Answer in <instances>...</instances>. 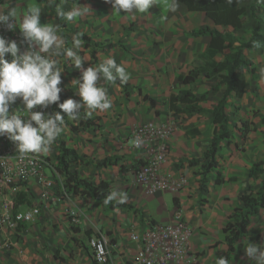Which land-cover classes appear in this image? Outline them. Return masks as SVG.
Wrapping results in <instances>:
<instances>
[{"label":"crops","instance_id":"crops-1","mask_svg":"<svg viewBox=\"0 0 264 264\" xmlns=\"http://www.w3.org/2000/svg\"><path fill=\"white\" fill-rule=\"evenodd\" d=\"M252 1L240 0V5L245 6L247 12L243 16L242 29L235 30L216 25L205 12L188 10L179 1L176 12L168 10L165 6L167 0H161L160 7L146 13L130 14L113 13L111 4L106 0L62 1L59 5L65 11L75 6L83 12L76 20L66 21L52 11L49 0H0V13L7 12L10 7L16 8L18 25L32 5L41 7V23L60 25V35L63 30L61 22H64L68 39L61 36L67 48L73 46L72 38L77 35L76 32L85 33L95 41L115 43L110 48H96L98 62L114 58L118 64L125 66L132 87L125 90L119 84L105 83L111 107L103 112H94L91 118H86L85 111L81 109L78 122L68 118L64 131L47 155L57 165L59 143L64 140L89 160L88 163L80 160L73 162L72 171L96 184L107 182L111 193H118L117 200L126 196L123 202L133 204L143 213L141 218L139 212L128 208L109 209L102 201L73 192L69 197L56 199L50 204L47 197H41V186L32 182L31 190L38 201L44 202L42 213L36 221L23 226L19 241L13 248H0V264H93L88 239L98 232L108 234L113 242L111 264H135L133 257L138 246L131 239V233L143 232L149 220L169 223L177 210L184 212L193 228L189 249L196 260L192 264H215L217 257H226L223 227L228 215L238 205L233 200L249 187L258 189L259 181L249 176V168L254 162L264 159V127L254 128L251 124L247 136L243 137L239 128L241 120L245 119L244 114L239 112L238 119L234 120L230 112L239 108V104L242 105L240 111L244 112L253 105L264 103V74L260 71L264 68V45L243 49L244 56L257 68L255 76L258 84L253 88L255 91H250L252 75L243 69L249 73L247 76L244 74L248 81L247 91L243 97H228L232 137L229 142H221L219 165L209 174L208 190L204 193L198 183L200 166L187 163L177 166V162L182 158L200 157L209 147L215 130L211 113L188 115L175 112L170 106V96L191 87L180 81L179 75L188 74L195 58L205 53L210 45L209 35L194 36L189 32L209 26L248 39L257 24V19L250 13ZM260 10L259 14L264 18V0H261ZM82 42L78 54L86 61L84 67L97 66L92 56L93 46ZM229 52L230 48L225 46L223 52L216 55V60H223ZM58 59L64 70L60 85L65 93L63 101L68 98L80 100L78 85L72 84V81L81 78V71L65 57ZM243 70L240 71L241 76ZM217 80V77L201 74L196 81L194 93H206V99L200 102L205 108L213 107L222 97L223 85L217 91L212 90ZM251 92L255 93L256 100L251 99ZM145 96L154 98L156 103L152 104ZM82 119L91 124L85 127L79 125ZM167 120L176 121L177 129L170 138L166 166L177 175H186L188 183L177 192L162 190L148 194L134 180L144 150L132 146L131 136H128L136 125ZM194 130L199 133L195 134ZM111 155L124 156V160L109 166L96 165ZM218 172L224 180L220 184L215 183ZM52 194L50 189L49 195ZM70 209L80 215L78 224L71 222L68 216ZM260 213L252 217L250 232L254 217Z\"/></svg>","mask_w":264,"mask_h":264},{"label":"clouds","instance_id":"clouds-1","mask_svg":"<svg viewBox=\"0 0 264 264\" xmlns=\"http://www.w3.org/2000/svg\"><path fill=\"white\" fill-rule=\"evenodd\" d=\"M55 0H49L54 3ZM113 13L130 14L146 13L154 7L161 6V0H106ZM233 0H228L231 4ZM169 11L178 10V0H167L165 5ZM56 15L66 21H74L83 15L78 7L65 11L56 5ZM0 27L13 31L17 28V10L10 7L7 12L0 13ZM19 30L28 50L21 51L15 40L0 35V137L7 136L16 146L23 158L26 154L47 155L64 131L65 116L72 121H79L81 109L85 117L91 118L94 112H103L111 107V99L107 94L105 83H127L130 74L125 66L118 64L114 58H106L98 66L84 67L85 59L79 55L82 39L73 36L71 48L65 47V41L59 34L60 25L41 23V7L29 6L19 21ZM11 57L9 59L8 57ZM56 57V58H53ZM59 57H65L81 71V78L72 81L78 85L80 100L68 98L60 102L62 72ZM261 73L264 74V68ZM21 100L23 114L13 113L10 106ZM58 103L62 111L45 113L34 111L37 106L48 108ZM26 117V118H25ZM139 146V141L136 142ZM118 193H111L107 200L116 199ZM126 196H120L123 202ZM258 249L249 245L245 249L248 257H255ZM215 264H229L225 257H217Z\"/></svg>","mask_w":264,"mask_h":264},{"label":"trees","instance_id":"trees-1","mask_svg":"<svg viewBox=\"0 0 264 264\" xmlns=\"http://www.w3.org/2000/svg\"><path fill=\"white\" fill-rule=\"evenodd\" d=\"M62 1L78 2V0H55L50 5L52 11L55 12L56 5H59ZM185 4L188 10L202 11L209 16L216 25H222L225 27H232L235 30L242 29L244 23V14L247 12L245 6L240 5V0H233L231 4L228 0H178ZM261 0H253L250 6V13L257 19V24L252 29L250 38L239 37L227 31H221L216 27H201L194 29L189 33L194 36L209 35L211 37L208 50L199 54L192 62V67L188 74H180L179 80L185 84H190L189 89L182 90L180 93H172L170 96V106L175 112H182L188 115L201 114L204 112L211 113V122L215 125V130L211 139L209 147L203 152L200 157L182 158L177 162V166H182L187 163L191 166L199 165V188L201 192L208 190L209 174L216 170L219 165V149L221 142L231 140V118L227 107L229 105L228 97L236 96L243 97L247 91L248 81L241 76L240 71L246 69L253 79H256V66L248 60L243 53L244 48L251 49L254 45H264V18L260 15ZM260 13V14H259ZM63 30L61 35L68 39V35L64 31L66 24L61 22ZM77 35L84 41L86 46H93L92 56L94 63L98 66L96 56V48L98 47H113V42H100L95 41L91 36L85 33H78ZM236 43V44H235ZM225 46L230 48V52L223 58V60H216V55L223 52ZM204 74L207 77H217V82L212 86L213 91H217L220 85H223V94L219 101L211 108L203 107L200 102L206 99V93L197 95L194 93V88L198 77ZM116 84L121 85L125 90L132 87V84L127 82L121 84L119 80ZM61 99L58 103L63 102L65 93L61 92ZM152 104L156 103L154 98H150ZM58 103L54 105H58ZM178 104L182 106H178ZM58 111H62L57 108ZM68 121V117L65 116V122ZM91 122L80 120V124L83 127L90 125ZM250 122L242 119L240 122V131L243 137H246L251 129ZM77 129V128H76ZM194 133H199L198 130H194ZM57 154L56 168L60 175L63 177V185L68 191L90 196L96 200L102 201L109 209H115L118 207L128 208L139 212L141 218L143 213L136 208L133 204L127 202H120L117 199L105 202L108 196L111 194L109 184L107 182H100L98 184L89 181L79 176L75 171L71 170V165L75 161L89 162L86 156L81 155L75 148L70 147L64 140L59 143ZM124 160V156L111 155L105 157L103 160L97 162L98 166H109L117 164ZM249 176L259 179V187L254 190L253 187H249L240 196V204L234 207L233 211L228 215L227 222L223 227V234L225 238V244L227 245V255L225 258L230 259L233 252L236 251L237 243L244 239L249 233V226L252 222V217L258 215L262 208H264V159L254 162L249 168ZM223 177L218 172L215 183H223ZM201 202H204L201 199ZM31 194L26 191H20L17 194V205H31ZM93 264H100L93 259ZM103 264H111L110 261Z\"/></svg>","mask_w":264,"mask_h":264},{"label":"built area","instance_id":"built-area-1","mask_svg":"<svg viewBox=\"0 0 264 264\" xmlns=\"http://www.w3.org/2000/svg\"><path fill=\"white\" fill-rule=\"evenodd\" d=\"M0 35L9 40H15L21 51L28 50V45L17 28L8 31L0 27ZM11 59V57H8ZM21 100L10 106L13 113L23 114ZM58 105L48 108L37 106L34 111L55 113ZM26 118V117H25ZM177 129L174 120L156 123L146 121L136 125L131 130L132 146L143 149L144 157L137 171L135 181L139 188L148 194L162 190L180 191L188 183L186 175H177L167 168V155L170 138ZM139 141V146L136 142ZM57 181L60 183L61 196L69 197L70 191L63 185L60 173L48 155L26 154L23 158L17 152L16 146L7 136L0 137V248L10 250L19 241L23 226L34 222L42 213L39 204L17 205V194L20 191L30 193L32 182L42 188V196L47 197ZM68 216L73 224H78L80 215L74 209L68 210ZM193 228L182 210H177L169 223L148 221L143 232H132L131 239L138 248L134 254L135 264H192L196 256L189 249V241ZM18 238V239H17ZM88 245L92 258L103 264L112 260L113 242L104 232L90 236Z\"/></svg>","mask_w":264,"mask_h":264},{"label":"rangeland","instance_id":"rangeland-1","mask_svg":"<svg viewBox=\"0 0 264 264\" xmlns=\"http://www.w3.org/2000/svg\"><path fill=\"white\" fill-rule=\"evenodd\" d=\"M244 74H245V76L249 75L248 72L243 70L242 71V77L243 78L245 77ZM249 84H250L249 88L251 89L250 91H255V90H253V88H256L257 84H258L256 82V79H253L251 77ZM251 93H252V95L250 94L251 99L256 100L255 93H253V92H251ZM259 100H261V99H259ZM236 106H237V104H236ZM238 106H240V107L236 108L235 111L233 110L230 112L231 117L234 120L238 119V114L240 112V114H242V113L244 114V116H245L244 120H248V122H250V124L253 125L252 127H254V128H257L258 126H260V128L264 127V103H259L256 106L253 105V107L249 111L245 110L244 112L240 111L242 105L239 104ZM130 134H131V131H130L128 137H130ZM60 177L63 180V177L61 175H60ZM134 180H135V174H134ZM257 181H259V179L258 180L256 179V182ZM59 187H60V183H59V181H57L56 185L52 188L53 194L47 196L48 202L50 204H53V202L56 199H59V196H61V189H59ZM254 187L255 186H253V189H255ZM30 193H31L32 202L34 201L36 204L43 205L44 202L41 203V201H38L37 195L35 194V192L33 190H30ZM240 196H241V194L238 195V198H236V200H233V202H236L235 204H238V205L240 204V202H241ZM41 197H43L42 194H41ZM64 198H67V197H64ZM261 210L262 211H261L260 215L258 217H254L253 224L250 228L251 232L244 239L240 240L237 243L236 251L233 252L232 255L230 256L229 264H264V208H262ZM260 218H262V219H260ZM27 227H29V226H27ZM250 244L255 245L256 248L258 249L257 255L255 257H248L245 254V249Z\"/></svg>","mask_w":264,"mask_h":264}]
</instances>
